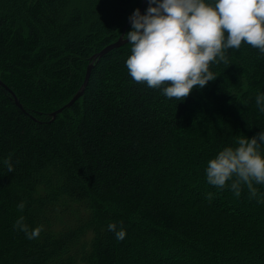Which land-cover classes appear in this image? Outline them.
I'll list each match as a JSON object with an SVG mask.
<instances>
[{
	"label": "trees",
	"instance_id": "16d2710c",
	"mask_svg": "<svg viewBox=\"0 0 264 264\" xmlns=\"http://www.w3.org/2000/svg\"><path fill=\"white\" fill-rule=\"evenodd\" d=\"M142 7L0 0V264H264V185L237 197L206 180L221 150L264 131V55L229 50L215 81L169 100L130 77L129 43L93 61Z\"/></svg>",
	"mask_w": 264,
	"mask_h": 264
},
{
	"label": "clouds",
	"instance_id": "9594fccd",
	"mask_svg": "<svg viewBox=\"0 0 264 264\" xmlns=\"http://www.w3.org/2000/svg\"><path fill=\"white\" fill-rule=\"evenodd\" d=\"M145 14L136 9L129 17L132 30L124 37L131 45L126 60L128 74L136 83L160 89L169 100H186L191 92L203 89L217 79L213 64H228L229 50L247 44L264 55V0H147ZM256 105L264 112V94ZM264 131L249 138H238L234 147H225L206 168L207 183L230 189L238 197L246 185L252 198L254 184L264 185ZM9 173L14 171L11 158L4 161ZM231 184L229 185V182ZM209 193V198H211ZM25 201L17 208L23 211ZM14 228L29 240L39 238L43 226L29 229L24 217ZM110 223L108 230L123 240V226Z\"/></svg>",
	"mask_w": 264,
	"mask_h": 264
},
{
	"label": "water",
	"instance_id": "95a60500",
	"mask_svg": "<svg viewBox=\"0 0 264 264\" xmlns=\"http://www.w3.org/2000/svg\"><path fill=\"white\" fill-rule=\"evenodd\" d=\"M146 3H147V0H143V7H142V8H144V6L146 5ZM141 11H142V9H141ZM126 43H128V41H127L125 38L121 37L116 43H113V44L107 46V47H106L105 49H103L100 53L96 54V55L93 57V61H96L97 59H99V58H101V57L107 55V54L110 53L111 51L115 50L116 48H118V47H120V46H122V45H124V44H126ZM92 68H93V66L90 65V67L88 68V71H87V75H86L85 81H84V83H83V85H82L80 91L75 95V97H74V98H73V99H72V100H71V101H70L65 107L60 108V109L56 110L55 112H53V113H52V117H53V118H55L58 114L62 113L63 110H64L65 108H70V107H71V106H72L77 100H79L81 97L84 96L85 91H86V88H87V85H88V83H89V78H90L91 73H92ZM0 85H1V86H4L5 88H7V86L2 82L1 79H0ZM7 89H8V88H7ZM16 104H17L19 107L22 108V105H21V103L18 101V99H16Z\"/></svg>",
	"mask_w": 264,
	"mask_h": 264
}]
</instances>
